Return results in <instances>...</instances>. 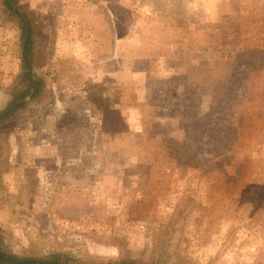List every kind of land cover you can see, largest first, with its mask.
Masks as SVG:
<instances>
[{"label":"rangeland","instance_id":"rangeland-1","mask_svg":"<svg viewBox=\"0 0 264 264\" xmlns=\"http://www.w3.org/2000/svg\"><path fill=\"white\" fill-rule=\"evenodd\" d=\"M15 2L35 36L43 90L0 125L7 253L103 264L264 260V121L247 140L262 159L235 183L214 167L175 166L165 145L211 158L224 122L245 124L263 104L264 0ZM20 44L17 19L0 7V111ZM256 65L259 73L245 70Z\"/></svg>","mask_w":264,"mask_h":264},{"label":"trees","instance_id":"trees-1","mask_svg":"<svg viewBox=\"0 0 264 264\" xmlns=\"http://www.w3.org/2000/svg\"><path fill=\"white\" fill-rule=\"evenodd\" d=\"M0 7L7 17L14 16L17 19L21 37L20 54H19V69L15 81L5 89V94L8 96V101L5 107L0 111V125L11 120L14 116L22 113L26 108L27 104L31 101H37L43 90V80L32 71L35 65V40L34 33L32 32L29 24L27 25L26 37L23 41L25 25L22 16L27 19L23 13H18L20 6H18L15 0H0ZM257 52V51H255ZM255 56V55H254ZM261 65V64H260ZM260 66L253 68H246L245 70L253 69L257 70L258 73L262 70ZM264 96V95H263ZM254 111L250 119H247L245 124L243 122H232L225 121L221 131L219 132L218 149L217 154L212 157H217L216 163L208 159H199L195 156V152L190 150L187 153H183L181 148H177L174 145H166L168 154L171 155L175 166H185L191 169H196L202 174L208 172L213 167L217 169L224 179L230 183H235L237 180H241L247 173V167L254 160H261L258 156L260 146L258 141L262 138L260 136L261 129L259 130V136L254 139V143L257 142L258 146H249L247 143L249 133L248 130L251 125L258 124L256 120L264 121V100L263 104L259 103L253 106ZM263 110V112H259ZM235 116V115H234ZM260 117V118H259ZM241 118H243L241 116ZM247 124V125H246ZM252 142H253V138ZM251 142V144H252ZM259 176V180L262 177ZM155 247V246H154ZM153 247V256L155 252L160 250V247L156 250ZM159 256V255H158ZM157 256V257H158ZM262 255L258 254L252 264H264V260L261 258ZM155 259V258H154ZM0 264H103L95 262H86L76 260L63 252L49 253L40 257L33 256H18L9 254L6 251L5 245L3 244L2 237L0 235ZM105 264H141L132 261H120L119 263H105ZM144 264H158L157 258L152 261H148Z\"/></svg>","mask_w":264,"mask_h":264},{"label":"water","instance_id":"water-1","mask_svg":"<svg viewBox=\"0 0 264 264\" xmlns=\"http://www.w3.org/2000/svg\"><path fill=\"white\" fill-rule=\"evenodd\" d=\"M22 19H23V22H24V25H25V31H24V37H23V41H24V39L26 37V33H27V23H26V20H25V18L23 16H22Z\"/></svg>","mask_w":264,"mask_h":264}]
</instances>
